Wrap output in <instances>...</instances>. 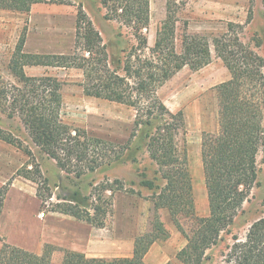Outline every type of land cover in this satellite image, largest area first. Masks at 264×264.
I'll return each instance as SVG.
<instances>
[{"label": "rangeland", "instance_id": "obj_1", "mask_svg": "<svg viewBox=\"0 0 264 264\" xmlns=\"http://www.w3.org/2000/svg\"><path fill=\"white\" fill-rule=\"evenodd\" d=\"M148 1L150 25L144 33L149 47H153L157 31L167 16V0ZM184 1L185 6L177 15V45L180 47L185 32L190 35L205 36L210 43L211 61L198 70L184 68L159 88L158 95L171 112L183 113L184 129L177 134L176 144L178 150L187 155L193 182L195 213L198 217H207L209 202L202 165L203 142L204 139L213 140L218 133L220 105L216 87L231 78L230 71L216 52L214 39L222 40L225 35L231 51L240 53L242 51L240 44H242L246 50L255 52L264 60V0ZM106 13L102 0H51L48 4L34 5L29 13L0 10V98L3 97V91H7L9 96L8 102L3 103L5 108L0 109V133L12 136L16 143L23 146L19 149L0 139V189L20 177L16 186L21 193V196L17 194L14 200L7 199L9 204L5 206L0 223V249L4 243L23 249L13 244V241L19 239L21 235L19 231H14L12 225L16 222L14 216H16L15 212L19 211L20 203L25 204L30 210V219L25 220L27 222L25 224L30 226V233H37L45 218L63 226L67 220L92 226L70 215L50 211L64 199H72V203L91 213L94 212L95 206H99L102 211L98 218L104 222V227H94L96 238L94 242L103 239L106 246L105 253L110 255L106 259L132 257V255L124 256L132 240L151 229L153 192L143 182L145 179L156 180V166L150 159L144 143L138 144V148L133 146L129 152L122 150L132 142L133 134L136 132L134 108L87 96L82 87L85 76L81 69L51 66L24 68L27 76L37 78L51 76L63 83L60 115L63 125L72 130H86L90 138L116 145L115 153L108 154L106 150L103 155L106 153L108 155L100 158V162L113 160L123 153L126 156L124 163L104 167L95 172H90L87 168L90 165L85 162L82 165L79 163L70 172L61 169L58 163L38 146L39 142H36L33 130L26 127L20 119L22 116L16 105L13 112L17 114L13 117L9 116V104L13 103L11 94H17V98H20L29 90L24 88L11 70L13 54L20 37L26 36L27 52L71 55L76 51V56L80 57L84 54L88 56L85 48L86 43L92 39L89 35L92 28L102 37V44L107 47L112 58L123 56L122 49L131 40L129 29L123 28L126 37H117L120 24L106 20ZM134 43V41L130 42L127 48H131ZM12 87L18 88L20 92L14 91ZM30 115L31 112L28 116ZM26 121L29 126L37 123L30 118ZM133 142L145 141H138L137 138ZM133 159L137 161L134 163ZM75 164L76 160L73 159L72 165ZM36 168L41 170L42 176L48 180L49 190L44 188L42 190L44 195L52 197L44 204V212L41 211V201H37L34 197L37 183L21 176L29 174L33 178H38V174L34 173ZM84 169L88 172L79 176V171ZM257 170V179L248 200L245 201L230 231L222 236L216 246L207 251L204 264H227V254L233 244V236L243 240L251 225L264 217L262 153L257 158ZM20 171L21 175H18ZM155 184L163 187L165 182L159 179ZM100 197L103 201H100ZM18 198H22L23 201L18 202ZM159 215L168 232V238L160 239L152 245L145 256V263L179 264L176 255L185 247L187 240L176 227L167 209H161ZM180 221L183 229L190 233L195 221L186 215L181 216ZM8 235L11 236V242L8 240ZM93 246L96 249L95 244ZM55 254L57 259L54 260ZM53 255L51 264H61L63 252L58 250Z\"/></svg>", "mask_w": 264, "mask_h": 264}, {"label": "trees", "instance_id": "obj_2", "mask_svg": "<svg viewBox=\"0 0 264 264\" xmlns=\"http://www.w3.org/2000/svg\"><path fill=\"white\" fill-rule=\"evenodd\" d=\"M50 2L0 0V10L29 13L34 5ZM102 5L107 10L105 19L120 24L117 37H126L123 28L129 29L131 40L122 49L124 55L112 58L107 47L102 44V37L92 28L89 32L92 39L86 43L85 48L88 56L84 54L80 57L76 56V51L71 55L26 53V36L22 35L13 54L11 70L24 88L29 90L20 98H17V94H11L13 103L9 104V116L17 114L13 112L16 105L22 116L20 119L33 130L38 146L61 169L70 172L73 167L85 162L90 165L87 167L89 171L95 172L124 163L126 156L123 153L113 160L100 162V158L115 153L116 145L90 138L86 130H72L63 125L60 119L63 83L51 76H27L24 68L51 66L81 69L85 76L82 87L87 96L134 108L136 132L132 142L122 150L129 152L133 146L138 148V144L144 143L156 166V180L165 182L163 187L155 184L156 180L145 179L143 182L153 192L151 229L136 237L130 258H89L83 253L53 245H46L43 253L38 255L4 243L0 249V264H51L53 253L58 250L63 252L61 264H146L144 259L152 245L160 239L168 238V232L160 220L161 209L170 212L176 227L187 240L185 247L176 255L179 264H204L207 251L230 231L254 188L258 172L257 158L260 153L264 157L263 58L246 50L242 44L240 53L231 51L225 35L222 40L214 39L216 52L230 71L231 78L216 87L220 105L219 130L213 140L204 139L202 151L209 216L198 217L187 155L181 153L176 144L177 134L184 129L183 113L171 112L160 99L158 90L184 68L198 70L208 65L211 61L210 43L205 36L185 32L178 47L177 15L185 6L184 0H167V16L157 31L153 47H149L144 33L150 25L148 0H102ZM132 41L134 45L127 48ZM12 88L20 92L18 88ZM2 96L0 109L5 108L3 103L8 102V92L3 91ZM27 118L37 123L29 126ZM137 138L145 142H133ZM0 139L19 149L23 148L12 136L0 133ZM105 151L108 154L103 155ZM73 159L76 160L75 166L72 165ZM87 172L85 169L80 170L78 175ZM34 173L38 174L39 179L29 174L21 176L37 183L36 196L44 212V204L52 198L51 195L45 196L42 191L44 188L49 190L48 180L38 168ZM10 184L0 189V215ZM99 199L103 201L102 197ZM50 211L70 215L96 228L104 227V222L98 218L102 211L99 206H95L91 213L72 203V199H64ZM183 215L195 221L190 233L181 225L180 217ZM229 249L227 264H264V217L251 225L243 240L233 236V244Z\"/></svg>", "mask_w": 264, "mask_h": 264}, {"label": "crops", "instance_id": "obj_3", "mask_svg": "<svg viewBox=\"0 0 264 264\" xmlns=\"http://www.w3.org/2000/svg\"><path fill=\"white\" fill-rule=\"evenodd\" d=\"M26 47H27V41L25 44V48ZM25 52L30 53V52H27L26 50ZM19 178L20 177H17L16 179H14L7 193L8 197L5 200L4 208L0 215V223L2 220L1 217L5 210V206L7 207V203H8L7 199L11 201V200H14L17 194L21 196V193L19 192L20 189L16 186V183L19 180ZM36 192L37 190L35 189L34 197L38 201L39 199L36 196ZM21 199L22 198H18L19 200L18 202L23 201ZM18 207H19V211L17 210L15 212L16 216H14V218H16V222H14L12 225H13L14 231H19L21 235L19 239H15L13 241L14 245L19 246L23 249L32 251L38 255L43 253L45 245H54L59 248L83 253L87 257H99V258L110 257V255L105 253L106 246L103 242V239H99L98 241L94 242L96 240L94 227L92 226L90 227L84 224H77L73 220H67V223H65V226H63V225H59L54 220L49 221L48 218H45L43 220V223L40 225L38 232L30 233L29 232L30 226L25 224L27 223L25 222V220L30 219L29 218L31 216L30 210L23 203H20ZM23 209L25 211H23ZM28 234H30V236H26ZM8 240L11 242L10 235H8ZM134 243H135V239L132 240V243L130 244V248L126 250V254H124L125 257H130L133 254ZM94 244H95L96 249L93 246ZM56 256H57L56 254L53 255L54 260L57 259Z\"/></svg>", "mask_w": 264, "mask_h": 264}]
</instances>
